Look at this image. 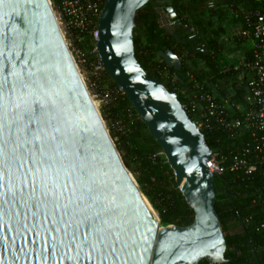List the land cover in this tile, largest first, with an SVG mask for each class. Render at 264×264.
I'll return each instance as SVG.
<instances>
[{"label": "water", "instance_id": "water-1", "mask_svg": "<svg viewBox=\"0 0 264 264\" xmlns=\"http://www.w3.org/2000/svg\"><path fill=\"white\" fill-rule=\"evenodd\" d=\"M150 1L107 0L97 54L168 159L194 221L162 226L126 168L49 0H0V264L227 262L216 176L207 166L213 151L178 95L136 57L137 14ZM158 12L177 18L173 8ZM159 56L181 71L173 51Z\"/></svg>", "mask_w": 264, "mask_h": 264}, {"label": "trees", "instance_id": "trees-1", "mask_svg": "<svg viewBox=\"0 0 264 264\" xmlns=\"http://www.w3.org/2000/svg\"><path fill=\"white\" fill-rule=\"evenodd\" d=\"M162 7L173 8L182 24L197 31L204 44L202 49L208 48L206 53L199 54L192 63L185 65L182 72L168 66L159 56L160 52L167 50L179 55L182 48L180 42L168 35L158 21L157 10ZM261 8L255 0H151L137 14L134 32L136 57L152 77L178 95L186 108L193 103L199 104L195 96L199 94L200 85H204L218 100L243 104L250 97V75L245 74L243 80L233 79L237 77L234 67L224 69L219 66V58L226 56L219 39L224 34V23L229 15L241 20L243 31L247 27L246 14ZM235 42L245 43L238 38V34ZM92 56L95 58V55H90V58ZM253 59L251 49L246 62ZM197 60L203 61L209 71L205 74L198 71ZM240 67L242 71L243 65ZM102 80V88L112 93L114 100L110 106L102 108L101 116L106 124L110 125V120L117 126L116 130L112 125L108 126V130L113 140L116 136L120 137L115 144L126 168L134 174L141 191L159 214L162 226L191 225L194 212L178 188L175 173L161 147L128 98L105 71L102 72ZM246 105L244 110H237L239 105L231 108L230 115L243 116L249 104ZM186 111L194 122L199 123L200 111L192 112L188 108ZM203 133L212 151L224 158L220 163L226 167L231 164V153L243 147L248 140L246 136L234 139L221 131L203 130ZM263 186L261 172L247 176L228 171L215 178L216 211L227 242V262L223 264H257L253 247L264 264V230L261 229L264 204L258 198ZM200 264L210 263L204 260Z\"/></svg>", "mask_w": 264, "mask_h": 264}, {"label": "built area", "instance_id": "built-area-1", "mask_svg": "<svg viewBox=\"0 0 264 264\" xmlns=\"http://www.w3.org/2000/svg\"><path fill=\"white\" fill-rule=\"evenodd\" d=\"M255 1L262 8L246 14L247 27L238 34L241 41L251 46L254 55V59L245 62L242 68L244 74L250 75L247 110L241 117L231 116L230 110L234 106H231L229 100H218L204 85L199 86V94L195 96L199 104L193 103L187 107L192 112H201L200 121L196 124L202 131H221L234 139L243 136L248 139L243 147L231 153V164L228 167L220 163L224 158L213 151V158L208 161L207 166L216 177L228 171L247 176L261 172L264 176V0ZM106 2L107 0H49L89 92L84 74L92 79L90 87L101 91L99 96H95L101 97L104 107L110 106L114 100L112 93L101 86L102 72L105 69L97 54L98 23ZM90 55H95V58H90ZM90 95L94 99L91 92ZM184 108L187 109L185 106ZM258 198L264 204V186ZM261 229L264 230V222Z\"/></svg>", "mask_w": 264, "mask_h": 264}, {"label": "rangeland", "instance_id": "rangeland-1", "mask_svg": "<svg viewBox=\"0 0 264 264\" xmlns=\"http://www.w3.org/2000/svg\"><path fill=\"white\" fill-rule=\"evenodd\" d=\"M241 28H242L241 20L240 19L239 20L234 19L233 15H229L226 23H224V34H222L220 36V39H219V42L224 47V50L226 52V56H221L219 58L218 64L221 68H224V69H230V68L234 67V70L237 73V77H234L233 79H238V80H243L246 78V75L244 74V72L240 70V68H241L240 66L243 65L248 60V53L251 51V46H249L247 43H240L239 44V43L235 42V38H236L237 34H239L241 32ZM197 63L199 64V68L197 69L198 71H201V73H203V74H205V72L209 71L206 67V64L203 61L197 60ZM237 69H239V70H237ZM84 78L86 80V83L90 89L92 96L94 95L93 100L96 104L98 111L101 114L102 108H104V104L101 100V97H97L100 95L101 91L100 90H93L90 87V80L92 81L91 78H88V76L85 74H84ZM105 88H106V85H105ZM95 95H97V96H95ZM230 95H231V91H230ZM245 97H247V96H245ZM248 97L246 98V101H244L243 104H237L233 101L232 102L230 101V103L232 106H234V108L236 105H239L238 110H244L247 106L246 104L247 103L249 104V100H248L249 98ZM109 122H110V125H109V123L106 124V122H105L107 128H108V126L110 127L112 125L116 130L117 126L112 121L109 120ZM119 138H120L119 136H116L114 139V142L117 143L119 141ZM129 172L134 177V174L131 171H129ZM134 179H135V177H134Z\"/></svg>", "mask_w": 264, "mask_h": 264}, {"label": "flooded vegetation", "instance_id": "flooded-vegetation-1", "mask_svg": "<svg viewBox=\"0 0 264 264\" xmlns=\"http://www.w3.org/2000/svg\"><path fill=\"white\" fill-rule=\"evenodd\" d=\"M158 14L160 16L158 21L161 27L167 32L168 35L172 36L182 45L180 54L178 55L180 58H182V69L179 71L182 72L185 65L190 62L192 63V61H194L199 54L206 53L208 48L205 47L202 49L204 44L201 42L200 37L194 28L186 24H182V22L177 18H169L168 14L163 12H158Z\"/></svg>", "mask_w": 264, "mask_h": 264}]
</instances>
